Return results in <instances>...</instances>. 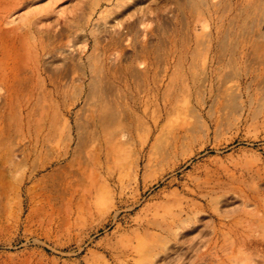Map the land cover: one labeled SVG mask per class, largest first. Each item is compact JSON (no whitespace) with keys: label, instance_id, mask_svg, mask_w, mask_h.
<instances>
[{"label":"rangeland","instance_id":"1","mask_svg":"<svg viewBox=\"0 0 264 264\" xmlns=\"http://www.w3.org/2000/svg\"><path fill=\"white\" fill-rule=\"evenodd\" d=\"M185 2L24 0L5 14V29L43 18L59 21L75 33L84 31L87 40L81 45L87 46L97 68H101L98 53L114 44L97 28L110 23L120 30L131 57H122L116 67L108 66L111 70L102 76L112 83V97L120 98V109L133 121V139L109 163L103 158L87 171L85 191L68 200H54L48 211L39 207L31 211L26 202L21 206L14 190L9 191L10 196L0 202V264H123L122 254L129 246H137L149 235H163L159 230L146 233L142 224L152 219L165 199L171 201L169 214L178 211L181 203L186 204L180 191L185 184L193 186L195 179H208L211 192L229 201L211 206L192 197L196 206L205 208L194 224L195 243L201 247L179 243L164 264H248L243 254L249 251L238 250L240 232L264 239V85L259 81L264 76V63H260L264 0H193L189 9L183 8ZM138 31L142 41L137 45ZM225 31L233 46L227 55L221 51ZM142 45L150 49L139 56L134 48ZM5 50L7 63L15 67H28L37 54L31 35L17 38ZM145 65L146 75L134 79V67ZM69 66L72 76L79 77L74 64ZM42 73L50 84L59 71L55 64ZM235 89L246 105L242 118L228 116L224 109ZM67 91L74 97L79 93L74 88ZM131 94L137 108L129 99ZM92 103L86 107L87 115L98 112ZM171 106L174 112L167 114ZM21 124L13 116L6 124L0 119V150L18 145ZM192 124H197L196 132L189 139L178 140L182 143L169 148V155L156 159L159 140L167 145L173 137L184 136ZM61 147L64 150L65 144ZM52 157L42 156L40 165ZM16 167L14 171L7 165L0 167L7 182L28 170ZM44 184L54 185L48 178ZM160 210L159 218L169 216ZM213 240L218 241L216 246L211 245Z\"/></svg>","mask_w":264,"mask_h":264},{"label":"bare ground","instance_id":"2","mask_svg":"<svg viewBox=\"0 0 264 264\" xmlns=\"http://www.w3.org/2000/svg\"><path fill=\"white\" fill-rule=\"evenodd\" d=\"M23 1L0 0V7H2L0 9V54L3 56L0 59V119L6 124L13 116L22 123L20 127L22 138L18 145L14 149L0 150V167L6 168L7 165L8 170H13L20 165L28 170L21 178L12 179L15 180L12 183L7 182L8 177L4 171L0 172L2 174L0 202L10 196L9 191L14 190L13 195L21 201V206L26 202L27 206L31 207V211L37 207L48 211L47 209L54 205V200L58 198L68 200L85 191L87 179L90 177L87 171L99 164L103 158L109 163L121 153L123 147L132 141L133 121L127 112L120 109V98L112 97V83L106 79L107 76H102V72L107 74V71L111 70L108 66H118L122 57L129 58L131 54L127 52L124 35L110 23L100 29L97 28L104 37H108L114 43L113 47H110V44L106 49L102 48L103 52H99L96 56L100 59L101 68L92 64L93 55H88L87 46L81 45L87 40L84 31L83 34L75 33L73 30L65 29L59 21L43 18H36L19 28L5 29L8 12ZM192 1L187 0L183 3V8L189 9L188 5H193ZM97 5L98 1L94 3V6ZM2 13L4 14L1 15ZM67 33L70 35L67 36ZM223 34L225 37L221 40V51L227 55L233 46L228 36L230 33L225 31ZM27 35H31L34 40L36 58L32 63L30 61L27 64L28 67L11 66L7 63L6 47L11 42L13 45L17 38ZM141 37L142 33L138 31L135 44L141 43ZM156 47L155 50L158 51ZM149 49L150 47L142 45L136 46L134 51L138 55H145ZM260 63L263 65L264 57ZM55 64L59 74L54 76L50 84H47L42 78V72H47ZM71 64H74L75 70L81 72L79 77L74 78L70 73L73 71V68L69 66ZM146 73V65L135 66L133 77L137 79ZM263 74L264 67L261 75ZM257 79L259 76L255 78V81ZM259 81L264 85V76H261ZM101 83L104 87L100 86ZM154 85L156 87V82ZM49 87H52V90ZM69 88L79 89V93L75 97L74 94L69 96L67 93ZM227 97L224 107L227 115L239 114L242 118V114L246 111L245 103L240 102L242 95L235 89L233 95L231 92ZM129 99L137 108L138 102L133 94ZM92 100L98 106V112L87 115L86 107L93 104ZM173 110V106L170 109L166 108V113L172 114ZM195 114L198 120L199 115ZM196 125L188 126L184 136L173 137L172 142L167 145L157 140L156 159L169 155L168 149L174 148L173 146L180 142L178 140L189 139L190 135L196 132ZM155 126L159 127L158 122ZM62 144H65L64 150H62ZM50 155L53 156L52 159H47L40 165V158L42 156L48 158ZM2 161L4 164H1ZM50 168H53L51 173L39 177ZM47 178L54 185L44 184ZM124 189L123 186L121 193ZM180 192L185 197L186 204L181 203L178 211L169 214L168 211H172L169 208L171 201L165 199L163 205L154 210L152 219H147L142 224L141 228L146 233L159 230L163 235H149L137 246H129L122 254L123 264H164L169 259L171 250L179 243L192 242L193 247L197 248L201 243H195L197 239L195 216L205 211V208L203 205L196 206L192 197L205 199L211 206L229 201V199L220 200L215 193L211 192V182L208 179H195L193 186L185 184ZM175 193L177 190L171 192L173 195ZM247 198L248 195H246ZM250 200L255 198L250 197ZM160 208H163V213H168L169 216L159 218ZM240 234L238 250L250 252L247 255L243 254V260L248 264H264V239L255 240L245 231ZM217 243V240H213L211 245L216 246ZM235 263L245 264L238 261Z\"/></svg>","mask_w":264,"mask_h":264}]
</instances>
